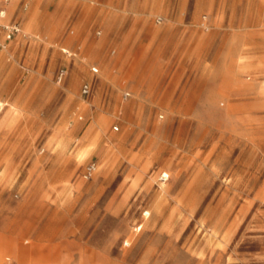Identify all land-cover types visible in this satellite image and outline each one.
<instances>
[{
	"label": "rangeland",
	"instance_id": "1",
	"mask_svg": "<svg viewBox=\"0 0 264 264\" xmlns=\"http://www.w3.org/2000/svg\"><path fill=\"white\" fill-rule=\"evenodd\" d=\"M25 1L0 45V264H264V0Z\"/></svg>",
	"mask_w": 264,
	"mask_h": 264
},
{
	"label": "built area",
	"instance_id": "2",
	"mask_svg": "<svg viewBox=\"0 0 264 264\" xmlns=\"http://www.w3.org/2000/svg\"><path fill=\"white\" fill-rule=\"evenodd\" d=\"M12 0H0V45L4 48L7 47L8 41L13 38V36L20 31V26L18 22H9L7 21L8 18V10L9 5ZM29 1H25L23 4V7L25 9L28 8ZM156 22L161 24L163 22V17L158 16L156 18ZM98 33H101L98 31ZM94 72H98L99 68L94 66L92 67ZM66 71L64 69H61L58 73V81L61 82L64 78ZM93 91V87L91 83H84L81 87V93L84 96H89ZM125 98H128L130 96V92H125L124 94ZM118 127H116L117 129ZM98 171V163L97 161H90L88 162L83 170L82 176L89 180L94 177L96 172ZM169 178V174L167 172H163L159 179L161 181H166ZM149 213V212H148Z\"/></svg>",
	"mask_w": 264,
	"mask_h": 264
},
{
	"label": "bare ground",
	"instance_id": "3",
	"mask_svg": "<svg viewBox=\"0 0 264 264\" xmlns=\"http://www.w3.org/2000/svg\"><path fill=\"white\" fill-rule=\"evenodd\" d=\"M92 146L93 145L90 144V145H88L86 147L81 148L80 151L78 152V158L79 159H84L88 155V153L91 150Z\"/></svg>",
	"mask_w": 264,
	"mask_h": 264
},
{
	"label": "crops",
	"instance_id": "4",
	"mask_svg": "<svg viewBox=\"0 0 264 264\" xmlns=\"http://www.w3.org/2000/svg\"><path fill=\"white\" fill-rule=\"evenodd\" d=\"M13 1H15V0H13Z\"/></svg>",
	"mask_w": 264,
	"mask_h": 264
}]
</instances>
